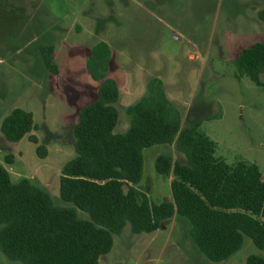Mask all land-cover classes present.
Here are the masks:
<instances>
[{"label": "rangeland", "instance_id": "374dc122", "mask_svg": "<svg viewBox=\"0 0 264 264\" xmlns=\"http://www.w3.org/2000/svg\"><path fill=\"white\" fill-rule=\"evenodd\" d=\"M263 2L0 0V122L14 108L30 111L32 133L46 149L40 157L26 136L13 142L0 131V164L13 182L27 179L45 191L55 207H73L60 198L59 177L74 156L78 112L94 100L99 86L86 69L87 58L104 41L110 49L107 75L118 87L113 134L128 129L127 107L144 97L149 80L157 77L181 111V126L200 122L217 144V156L228 164L255 163L264 173V77L256 86L235 75L233 64L241 49L264 40V22L257 17ZM48 45L54 47L57 74L43 63L41 47ZM7 154L13 156L10 164ZM158 154L185 161L173 146L143 149L139 189L155 204L171 196V176L154 169ZM76 215L85 217L77 209ZM188 229L174 217L151 233L133 234L126 224L99 264H245L249 255L264 254L245 236L235 254L212 262ZM0 264L22 263L0 251Z\"/></svg>", "mask_w": 264, "mask_h": 264}, {"label": "trees", "instance_id": "16d2710c", "mask_svg": "<svg viewBox=\"0 0 264 264\" xmlns=\"http://www.w3.org/2000/svg\"><path fill=\"white\" fill-rule=\"evenodd\" d=\"M264 22V2L257 12ZM43 63L58 73L54 47H41ZM110 49L104 41L91 49L86 62L90 77L99 81L93 101L83 105L73 128L74 156L61 169L60 198L73 207H55L50 196L29 180H11L0 164V251L22 264H99L113 245V235L129 224L133 234L151 233L171 218L189 226L199 252L212 262L235 254L248 237L264 253V173L252 162L226 163L217 144L199 128L181 126L182 114L157 77L147 93L127 107L128 129L113 134L117 122L118 87L108 76ZM235 75L261 86L264 77V40L240 50L233 59ZM30 111L14 108L0 122L8 141L27 137L37 155L45 146L32 132ZM173 146L184 162L158 154L154 169L171 176V200L149 201L139 189L145 148ZM7 154L5 163H12ZM76 209L85 214L76 215ZM245 264H264V254H251Z\"/></svg>", "mask_w": 264, "mask_h": 264}, {"label": "crops", "instance_id": "0c3cea01", "mask_svg": "<svg viewBox=\"0 0 264 264\" xmlns=\"http://www.w3.org/2000/svg\"><path fill=\"white\" fill-rule=\"evenodd\" d=\"M259 9H257V11H258ZM53 46V45H52ZM170 99V98H169ZM169 179H170V177H169ZM171 198V196L169 195V197H167V198H165V200H169ZM164 200V201H165Z\"/></svg>", "mask_w": 264, "mask_h": 264}, {"label": "water", "instance_id": "95a60500", "mask_svg": "<svg viewBox=\"0 0 264 264\" xmlns=\"http://www.w3.org/2000/svg\"><path fill=\"white\" fill-rule=\"evenodd\" d=\"M165 201H167V200H165Z\"/></svg>", "mask_w": 264, "mask_h": 264}]
</instances>
